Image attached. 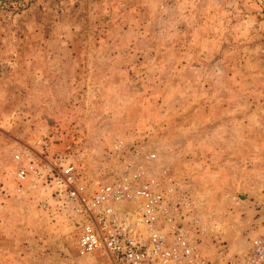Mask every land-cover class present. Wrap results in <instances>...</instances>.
Wrapping results in <instances>:
<instances>
[{"label": "rangeland", "instance_id": "obj_1", "mask_svg": "<svg viewBox=\"0 0 264 264\" xmlns=\"http://www.w3.org/2000/svg\"><path fill=\"white\" fill-rule=\"evenodd\" d=\"M29 159L88 190L140 168L192 204L203 264L238 263L264 232V0H0V264H102Z\"/></svg>", "mask_w": 264, "mask_h": 264}, {"label": "built area", "instance_id": "obj_2", "mask_svg": "<svg viewBox=\"0 0 264 264\" xmlns=\"http://www.w3.org/2000/svg\"><path fill=\"white\" fill-rule=\"evenodd\" d=\"M54 172L50 164L29 159L15 173L22 181L30 176L54 180ZM55 180L57 202L75 219L80 256L99 253L109 264L204 263L197 241L205 227L173 186L129 168L112 183L88 190L72 163L61 164ZM236 264H264V232L251 239Z\"/></svg>", "mask_w": 264, "mask_h": 264}, {"label": "crops", "instance_id": "obj_3", "mask_svg": "<svg viewBox=\"0 0 264 264\" xmlns=\"http://www.w3.org/2000/svg\"><path fill=\"white\" fill-rule=\"evenodd\" d=\"M91 256L96 258V260H98L102 264H109L107 259L105 257H103L102 255H100L99 253H94V254H91V255L86 256V257H91Z\"/></svg>", "mask_w": 264, "mask_h": 264}]
</instances>
